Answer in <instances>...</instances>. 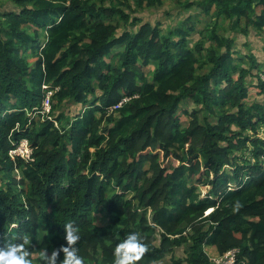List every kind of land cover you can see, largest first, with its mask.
Listing matches in <instances>:
<instances>
[{
	"label": "trees",
	"instance_id": "obj_1",
	"mask_svg": "<svg viewBox=\"0 0 264 264\" xmlns=\"http://www.w3.org/2000/svg\"><path fill=\"white\" fill-rule=\"evenodd\" d=\"M11 1L0 12V246L27 237L43 264L71 222L84 264H112L130 231L147 245L137 264L185 246L169 264H210L236 248L239 264H264V106L246 105L247 81L256 76L261 93L264 81L254 57L243 66L236 40L217 33L224 18L264 38V0L198 3L217 20L205 58L201 42L191 46L193 16L163 34L133 14L162 0ZM45 85L53 112L68 101L82 110L48 119ZM185 101L199 108L184 111L183 127ZM23 139L31 159L14 160Z\"/></svg>",
	"mask_w": 264,
	"mask_h": 264
},
{
	"label": "rangeland",
	"instance_id": "obj_2",
	"mask_svg": "<svg viewBox=\"0 0 264 264\" xmlns=\"http://www.w3.org/2000/svg\"><path fill=\"white\" fill-rule=\"evenodd\" d=\"M93 3H96L99 7H106L109 5V2L105 4H100L97 0H91ZM119 0H117L118 2ZM206 0H183L181 5H178L175 0H162L160 6H155L150 9L142 10L134 6L133 1L130 0V4L133 5V10H136L133 14L137 15L140 18H143L144 21H149L152 24L160 23L163 34H167L170 30H174L177 26L182 24L184 19L188 16H193L195 21V26L197 32L194 33V38L191 39V46L195 47L200 42L203 44V53L204 58L206 57V50L210 49L213 45V41L210 39L209 31L213 29L214 23L217 21L212 17L211 14H207L203 11L201 7L198 6V3L205 2ZM115 1L114 4H117ZM194 3V5L187 9L185 4ZM15 6L11 0H0V12L4 9H13ZM123 10H128L127 6L121 5ZM131 13L130 11H128ZM109 23V20L106 19ZM123 25V24H122ZM242 24H240L241 26ZM139 27V25H137ZM237 22H229L224 18H220L217 25V33L222 36H231L234 38L236 50L239 52L238 58L243 66H248L251 62V57H254V60L257 64V69L254 71V74H258L264 81V38L262 35L258 34L255 30L250 31L248 34L241 33V27ZM117 53V52H116ZM117 60V59H115ZM114 60V62H116ZM113 61V60H112ZM258 81L257 77H253L247 81L246 85L249 88V98L246 103L247 106H251L254 103L258 102L264 106V93H261V90L257 86ZM56 100L53 101V107ZM199 106L192 104L190 101H185L181 104L180 107V117L182 120L183 127H186L191 120V117L184 113V111L192 112L193 110H198ZM82 110L81 106H78L74 101H68L58 104L56 108H52V113H55V116L65 112L68 117H73L75 114ZM113 113V111H112ZM111 116L118 120L120 118L119 113H113ZM204 118V115L201 114V118ZM110 124L106 121L103 124V127ZM259 136H264V128H261L259 131ZM94 152V150H92ZM264 164V161H262ZM227 170H231L227 168ZM19 177V176H18ZM205 190L202 189V194H205ZM98 223L101 225L106 223V220L103 217L98 218ZM158 244V242H157ZM188 253V246H185L181 249H176L170 258L162 262V264H169L171 259H185ZM32 264H39V262L32 260Z\"/></svg>",
	"mask_w": 264,
	"mask_h": 264
},
{
	"label": "clouds",
	"instance_id": "obj_3",
	"mask_svg": "<svg viewBox=\"0 0 264 264\" xmlns=\"http://www.w3.org/2000/svg\"><path fill=\"white\" fill-rule=\"evenodd\" d=\"M114 110L112 109V111ZM51 114L52 110L50 115H43L48 119L54 120ZM63 230L66 244L53 249L51 254H48L45 250L42 255L43 264H58V257L61 252L63 253V259L59 260V264H84V258L80 255L79 248L76 246L77 241L80 239L77 227L73 223L68 222L63 226ZM28 244V238L25 237L22 243H9L5 246H0V264H32V260L30 259L31 251ZM146 250L147 245L143 242V237L137 231H130L115 245L112 264H137ZM211 257L217 256L209 255V258Z\"/></svg>",
	"mask_w": 264,
	"mask_h": 264
},
{
	"label": "built area",
	"instance_id": "obj_4",
	"mask_svg": "<svg viewBox=\"0 0 264 264\" xmlns=\"http://www.w3.org/2000/svg\"><path fill=\"white\" fill-rule=\"evenodd\" d=\"M45 90H47L46 98L43 101V114L50 115L52 110V97L54 95V91L50 88V86H43ZM121 105V104H120ZM120 105L115 106L113 108L117 109ZM14 149L10 151V156L15 159L16 157H21L25 160H30L32 156V149L30 148V144L28 140H22L19 144L14 145ZM239 249H232L225 254L217 257L210 258V264H239ZM246 261L241 262V264H246Z\"/></svg>",
	"mask_w": 264,
	"mask_h": 264
}]
</instances>
